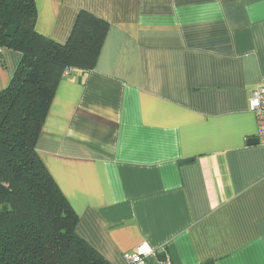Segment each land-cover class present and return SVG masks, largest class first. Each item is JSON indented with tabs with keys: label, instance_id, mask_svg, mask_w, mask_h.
Listing matches in <instances>:
<instances>
[{
	"label": "crops",
	"instance_id": "1",
	"mask_svg": "<svg viewBox=\"0 0 264 264\" xmlns=\"http://www.w3.org/2000/svg\"><path fill=\"white\" fill-rule=\"evenodd\" d=\"M64 44L81 12L108 29L94 67L57 86L36 145L109 264H264V0H34ZM21 56L0 53V90Z\"/></svg>",
	"mask_w": 264,
	"mask_h": 264
},
{
	"label": "trees",
	"instance_id": "2",
	"mask_svg": "<svg viewBox=\"0 0 264 264\" xmlns=\"http://www.w3.org/2000/svg\"><path fill=\"white\" fill-rule=\"evenodd\" d=\"M35 21L34 0H0V48L21 56L0 90V264H109L76 234L78 217L36 152L58 84L94 67L108 24L81 12L59 44Z\"/></svg>",
	"mask_w": 264,
	"mask_h": 264
},
{
	"label": "built area",
	"instance_id": "3",
	"mask_svg": "<svg viewBox=\"0 0 264 264\" xmlns=\"http://www.w3.org/2000/svg\"><path fill=\"white\" fill-rule=\"evenodd\" d=\"M2 49L0 48V53ZM68 72H65L67 75ZM249 110L256 121V140L264 145V80L261 86L252 92ZM154 255V251L146 244H141L133 251L123 254L124 264H147L146 260Z\"/></svg>",
	"mask_w": 264,
	"mask_h": 264
},
{
	"label": "water",
	"instance_id": "4",
	"mask_svg": "<svg viewBox=\"0 0 264 264\" xmlns=\"http://www.w3.org/2000/svg\"><path fill=\"white\" fill-rule=\"evenodd\" d=\"M248 143H249V144H257L258 141H257L256 139H252V140H250Z\"/></svg>",
	"mask_w": 264,
	"mask_h": 264
}]
</instances>
